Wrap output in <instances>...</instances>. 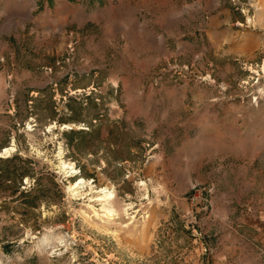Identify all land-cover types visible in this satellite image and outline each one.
Returning <instances> with one entry per match:
<instances>
[{
    "label": "rangeland",
    "instance_id": "374dc122",
    "mask_svg": "<svg viewBox=\"0 0 264 264\" xmlns=\"http://www.w3.org/2000/svg\"><path fill=\"white\" fill-rule=\"evenodd\" d=\"M0 264H264V0H0Z\"/></svg>",
    "mask_w": 264,
    "mask_h": 264
}]
</instances>
